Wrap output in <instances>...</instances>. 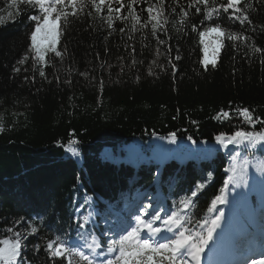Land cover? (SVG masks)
<instances>
[{
    "label": "trees",
    "instance_id": "16d2710c",
    "mask_svg": "<svg viewBox=\"0 0 264 264\" xmlns=\"http://www.w3.org/2000/svg\"><path fill=\"white\" fill-rule=\"evenodd\" d=\"M155 2L140 0L135 6L141 22L148 15L144 9ZM190 2L165 0L167 34L158 37L150 25L132 32L130 22L121 33L120 20L109 29L88 5L78 17H68L57 43L63 57L48 53L41 77L29 51L35 25L29 15L37 10L0 0L5 18L0 24V240L23 233L25 264H66L49 257L47 241L80 246L81 232L89 242L91 235L102 241L105 253L113 238L105 233L129 222L124 210L138 193L148 195L142 209L147 205L152 213L170 215L202 184L186 213L193 223L217 217L224 208L212 201L234 192L248 195L258 213L251 192L264 175L255 176L253 168L264 161V145L224 147L216 137L264 131V52L252 50L264 49V0H248L252 23L243 25L229 19L231 9L209 20L203 11L189 9ZM180 7L189 12L182 30ZM106 14L104 9L101 15ZM214 24L249 39L225 38L215 67L205 68L198 33ZM241 108L252 112L255 124L239 115ZM234 160L248 163L236 173L226 171Z\"/></svg>",
    "mask_w": 264,
    "mask_h": 264
},
{
    "label": "snow or ice",
    "instance_id": "6c2138e0",
    "mask_svg": "<svg viewBox=\"0 0 264 264\" xmlns=\"http://www.w3.org/2000/svg\"><path fill=\"white\" fill-rule=\"evenodd\" d=\"M147 2V0H145ZM175 2V0H174ZM259 2V0H257ZM140 0H11V7H17L18 4L27 5L32 10H37L36 14L29 15V20L34 21V30L30 33L31 44L29 47L31 58L38 63L39 74L41 77L45 76L44 65L48 63L46 55L48 53H55L58 57H63V53L57 51V43L60 36L63 34V27L68 23V17H78L84 9L91 5L97 16L106 22L109 29H113L115 20L125 22V27L120 28L119 31L124 33L131 23V31H139L140 28L151 26V32L154 37H158V32L167 34L165 25L168 24V16L165 14V0H156L155 3H150L144 9L147 12V19L141 22V16L137 13L136 5ZM114 5H118L114 7ZM241 5H243L241 7ZM203 6V8L201 7ZM252 5L248 0H191L188 8H194L196 13H201L205 19H211L214 15L219 16L221 10L228 13L232 10L229 19H235L242 25L245 23L251 24L252 21L247 14V9H251ZM70 9V11H69ZM107 10L106 15L101 13ZM122 9H126L128 15L122 14ZM19 11V9H18ZM175 12V9H173ZM87 15L91 16L89 11ZM9 18L13 17V13H8ZM189 12L180 7L179 23L181 29L187 23ZM5 22L4 17H0V24ZM193 30L196 26L193 25ZM264 30V29H262ZM200 44L203 45L204 58L200 61L201 64L207 68L211 64L216 65V57L220 49L224 46L223 41L226 38L229 41H245L249 37L242 33H236L226 30L220 24L205 27L199 33ZM111 35V33H109ZM212 37L206 42V38ZM131 38V37H129ZM159 44H164V40L158 39ZM211 46V58H209V47ZM255 52H264V49L252 47ZM159 55V49H157ZM29 59L26 55L19 64H23L25 60ZM175 59H180L176 56ZM171 63V61H169ZM35 67V64H34ZM173 69L175 66L173 65ZM14 72H19V68H14ZM151 74V73H150ZM102 83V82H101ZM239 115L248 124H255L256 120L253 118L252 112L247 108L238 110ZM223 117L228 118L229 113L223 112ZM259 119V118H256ZM4 131L2 120H0V132ZM218 143L227 147L229 144L244 145L245 147H255L257 145H264V131H242L237 130L231 136L221 134L216 137ZM174 141V136H173ZM75 144V140L70 141ZM247 161L237 164L234 160L230 169L236 173L237 169H243L247 166ZM261 170H264V161L257 165ZM233 177L230 176L225 181L227 185ZM197 190L202 189L203 185L198 184ZM193 190L190 197H186L180 201V207L176 211H172L170 215L161 217L160 211L147 213L146 209L141 210V214L134 215V223H127L126 225H118L115 229H109V233L113 238L107 242V254L104 259L97 260V257L104 256V249L102 248V241L95 235H91V241H88L87 236L81 232L80 235L84 240V244L80 246H69L64 240L50 239L47 241L46 248L49 252L50 258H64L66 264H201V257L208 247L209 242L213 239V232L219 227L220 216H217L211 221L208 226L207 222L201 224L199 221L193 223L191 216L186 215L187 210L194 207V200L192 198L198 195V191ZM223 192V189H221ZM223 203V196H217L212 205L216 203ZM212 209L210 208L209 211ZM144 215H149V219L142 218ZM221 215H223L221 213ZM89 216L83 217V222L79 223L78 227L84 229L89 222ZM156 221H161L162 227L154 226ZM17 224L20 221L16 222ZM203 229V230H198ZM37 229L31 228V232L35 233ZM8 232H13V228H9ZM171 234V235H167ZM118 236V239L116 238ZM26 238L23 233L16 231L13 238L0 240V262L2 264H25L22 260V240ZM87 247L91 255L83 251V247ZM38 249V246H37ZM97 249H100L98 252ZM250 264H264V252L258 256H254L250 260Z\"/></svg>",
    "mask_w": 264,
    "mask_h": 264
},
{
    "label": "rangeland",
    "instance_id": "374dc122",
    "mask_svg": "<svg viewBox=\"0 0 264 264\" xmlns=\"http://www.w3.org/2000/svg\"><path fill=\"white\" fill-rule=\"evenodd\" d=\"M212 37H208L206 38V42L208 40H211ZM203 45H202V53H203V57H204V52H203ZM218 56V55H217ZM209 58H211V46L209 47ZM217 59V57H216ZM211 65V64H209ZM137 150V149H135ZM136 154H138V152L136 151ZM140 158V156H139ZM261 169L259 167H254L253 168V174L255 176H259L261 174ZM261 184H259V186L257 188L254 189L253 192H251V194H253L260 205V223H257L258 220V215H252V211L250 208V203L248 200V195H246V197L242 196L240 193H234L232 194L230 197L224 196L223 197V203H220V205H224L225 206V210L222 214H225V219H223V216L220 218L221 220H219V227H218V233H222L223 239H222V249L224 251V253H226L224 255V260L222 262L219 263L220 264H239L238 262L241 260H248L250 259L251 256H256L259 255L261 252H264V204H262V201L264 199V194H263V190H264V180L261 179L260 180ZM148 196V195H147ZM147 196H144V193H138L135 194L133 197L130 198V200L128 202L133 203L131 206H128L124 211H125V215H128V219L129 222L128 223H134V215L137 214H141V210L142 207L141 205H139L142 201L146 202L148 199L146 198ZM239 198L240 202H241V207L240 210H242V213H239L238 207H237V203L235 201V198ZM127 202V203H128ZM146 212L147 213H152V211H147V205L145 207ZM155 211H158L155 210ZM166 215H163V217H165ZM142 218L144 219H149L150 216L149 215H144ZM223 219V220H222ZM247 220L249 222V226L247 227L246 221ZM211 220L206 221L207 225L210 226L211 225ZM263 220V221H262ZM154 226L156 227H162L161 221H156ZM223 228V229H222ZM203 230V229H200ZM216 232V233H217ZM167 235H171L166 233ZM234 236V242L232 241V235ZM219 244V243H217ZM213 246L215 243L210 244ZM220 247V245H219ZM217 246V248H219ZM221 249V248H220ZM256 249H258V251L260 253L256 254ZM87 251V250H86ZM249 251H251V253L247 254ZM222 253V251H221ZM107 254V253H106ZM241 254H244V257L239 258ZM91 255V253H90ZM108 255V254H107ZM222 255V254H221ZM250 256V257H249ZM221 257V256H219ZM101 258V257H100ZM205 258V257H204ZM226 258V259H225ZM213 260L212 257L208 259V261ZM204 261V260H203ZM235 261V263H233ZM211 263V262H209ZM217 263V262H215ZM212 263V264H215Z\"/></svg>",
    "mask_w": 264,
    "mask_h": 264
},
{
    "label": "bare ground",
    "instance_id": "6f19581e",
    "mask_svg": "<svg viewBox=\"0 0 264 264\" xmlns=\"http://www.w3.org/2000/svg\"><path fill=\"white\" fill-rule=\"evenodd\" d=\"M263 192V194H264V190L262 191ZM264 203V202H263ZM223 216V219H225V215H222ZM222 216H221V218H222ZM222 219V220H223ZM223 229V228H222ZM219 230V229H218ZM217 232V231H216ZM234 234H233V236H232V241L234 242ZM214 238L212 239V241H210L209 242V245H208V247H206L205 248V251H204V253H207L208 254V258H207V264H212V263H215V262H217V263H215V264H220L219 263V260H220V262H222L223 260H224V255L226 254V253H224L223 252V249H222V242H221V240H222V233H216L214 236H213ZM235 238H236V236H235ZM213 243H215V245H214V248H213V246L212 245H210V244H213ZM217 243H219V244H217ZM219 245H220V247H219ZM217 246L219 247V248H217ZM221 248V249H220ZM221 251H222V253H221ZM203 253V254H204ZM249 253H251V251H249L247 254H249ZM256 253H258V251H256ZM203 254H202V258H201V260H203ZM222 254V255H221ZM219 256H221V257H219ZM212 257V259L213 260H211V261H208V259L209 258H211ZM226 259V258H225ZM209 262H211V263H209Z\"/></svg>",
    "mask_w": 264,
    "mask_h": 264
}]
</instances>
